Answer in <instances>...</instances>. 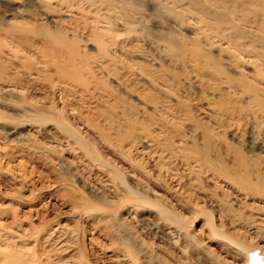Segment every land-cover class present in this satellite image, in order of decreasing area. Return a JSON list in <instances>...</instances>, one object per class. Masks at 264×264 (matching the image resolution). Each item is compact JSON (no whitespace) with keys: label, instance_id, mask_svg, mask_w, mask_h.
I'll return each mask as SVG.
<instances>
[{"label":"rangeland","instance_id":"obj_1","mask_svg":"<svg viewBox=\"0 0 264 264\" xmlns=\"http://www.w3.org/2000/svg\"><path fill=\"white\" fill-rule=\"evenodd\" d=\"M38 1L48 4L53 10L49 13L51 18L59 14L61 27L68 30L65 38H70L71 32L88 38L81 21H91L81 11L69 7L68 3H78L83 7L89 3L97 7L99 1L102 2L0 0V17L4 18V23L0 24V264H264L261 253L246 255L222 242L212 232L206 217L200 214L211 212L223 233H236L237 237L244 235L246 228L251 233L254 222L264 219V192L255 191L252 186L240 182V178L246 176L252 182L259 179L260 185L264 186V165L254 158L259 150L251 145L252 141L264 144V110L258 112L264 109V40L256 38L252 43L247 33L241 34L243 38H240L234 35V29H230L225 36L236 37L234 45L229 46L234 52L229 49L230 53H226V38L215 37L213 29L204 27L202 23L199 25L193 19L188 25L207 38L208 44L211 43L210 47H204L215 55L208 62L220 64L229 78L243 83L241 89L240 85L238 88L233 83L235 91L242 96L238 105L229 99L228 106L233 107L229 109L235 119L228 117L227 112L209 110L203 100L189 101L185 93L178 95L165 91L160 81L146 76L147 69L142 70L130 59L119 55L121 59L115 63L116 70L127 85L132 77L153 81L157 90H161L150 95L153 100L162 101L163 94H167L173 100L181 99L185 104L182 108L196 106L202 113L221 120L223 125L226 121L228 123L220 128L208 121L215 127L210 134L192 118L182 116L181 107L172 106L171 112H162L159 105L155 107L145 101V109L150 111L152 107L156 110L152 114L155 117L151 112L138 116L140 123L136 125V132L143 128L156 141L155 146L154 142H148L150 148L145 151L150 152L154 147L158 152L163 151L161 155L164 159L170 158L177 173H185L184 164L188 162L199 178L198 182L183 179V185L173 192L167 187L169 177L164 175L165 178L161 176L158 179L146 175L142 168L119 151L117 138L123 131L121 124L128 114L133 113H128L129 109L123 103L126 96L115 94L105 83L94 87L95 83L90 81L83 85L76 79L67 80L64 71H54L56 60L50 56L53 51L45 48L52 43L43 33L33 29L38 23L51 26L39 20V16L37 21H33ZM121 1L126 6L132 3V0H111L113 4L109 6L103 1L111 10V17L115 18L109 30L113 42L125 43L132 35H137L140 50L156 62L167 61L168 49L164 42L140 30L128 31L119 15L123 9L116 8ZM146 1L151 8L146 13L161 16L158 19L152 16L157 28L154 36L161 31L168 32V26H177L175 20L161 10L160 3L168 7L175 5L177 10L191 4L189 0L177 3L173 0ZM256 1L192 0L191 7H202L213 25L218 24V18L239 23L237 19L244 15L246 20L254 22V26L249 28L264 37V32L259 29L264 24V8L256 5ZM71 17L79 20H68ZM70 40L67 41L73 43ZM234 41L245 48L237 49ZM81 46L82 42L76 43L75 53L83 48ZM116 48L109 46L114 53H117ZM124 49H132V46L127 45ZM219 49L223 51L219 52ZM253 50L259 54L248 55ZM62 53L64 55L56 64L64 68L69 65L66 63L69 56L64 51ZM86 53L90 56L94 53L90 44ZM83 57L82 54L70 57L75 59L73 66L77 70ZM207 66L199 72L203 84H206L203 91H211L217 82L211 64ZM127 68H130L132 77ZM167 69L162 72L170 76ZM186 71L183 77L196 84L193 69ZM58 80L70 81L74 86L61 93ZM135 83L134 86L140 89L142 84ZM217 88L223 90L221 93L227 90L222 85ZM187 93L195 91L188 89ZM254 95L259 97L250 101L248 97ZM229 100L225 98L223 103ZM73 109L88 115L90 121ZM158 111L166 118L160 117ZM122 112H126L124 116ZM237 116L242 119L237 121ZM71 133L77 137L72 138ZM158 152L151 155L156 156L160 154ZM242 158L244 162H241ZM155 159L148 161L147 170ZM171 164L161 166L162 174L170 170ZM256 166L259 167V176L255 172ZM111 167L125 180L111 172ZM261 227L259 238L249 235L251 238L244 241L264 243V223Z\"/></svg>","mask_w":264,"mask_h":264},{"label":"bare ground","instance_id":"obj_2","mask_svg":"<svg viewBox=\"0 0 264 264\" xmlns=\"http://www.w3.org/2000/svg\"><path fill=\"white\" fill-rule=\"evenodd\" d=\"M62 1H64L65 3L69 2L68 0H62ZM101 1L102 2L99 1V3L97 4V7H93V5H90L89 3L86 4L87 6H85V7H83L81 4H78V3H68L69 7H72V8H75L76 10L81 11V13L83 15H85L86 17L90 18L91 21L88 22L86 19H83L81 21L83 23V29L86 30L88 33V38L79 36V35L71 32V35L69 36L70 38L66 37L67 39L65 38V36H68L67 35L68 30H66V28H64V27H61V25H60L61 19H60L59 14L57 15L58 17L51 18L49 16V13L53 12V10L50 9L49 5L43 4L42 2H39V1L37 2V5L34 8L33 15H32L33 21H37L38 18H36V17L39 16L40 17L39 20H44L45 23L48 22L49 24H51V26H47L46 24L44 25L43 23H38L37 27H34L33 29H35V31L43 33L45 35V37L50 39L52 45H47V47H45V48L51 49L53 51V52H51L50 56L52 59L56 60V63L60 62L61 57L64 55V53H62V51L66 52V54L69 56V58H67L68 60L66 61V63H69V65L66 64L63 68V67L58 66L55 63V64H53L54 71H56V72H63L64 71L67 80L68 79L69 80L76 79V80H79L80 82H82L83 85H85L86 82H90V81L95 83L94 87H96V84L105 83L106 86L109 87V89L112 90L115 94L122 93L124 96H126V99H124L125 97L123 98L124 99L123 103H124V105H127L126 107L129 109L128 113H130V111H133V113L128 114L127 117L124 118V120L121 124L123 127V128L121 127L123 130L122 132H120L121 134H119V135L116 134V136L118 135V137L119 136L122 137V138H120V137L117 138L118 142H119V146H120L119 151L121 152V154L123 153L126 156H128L129 159L131 160V162L132 161L135 162V164L138 167L142 168V170L144 171V173L146 175L153 176L154 178H158V179L161 176L164 177V175L166 177H169L168 185H167V183H166V185L169 188V190H171L173 192H176L178 190V188L181 185H183V183H182L184 181L183 179H186L188 182L189 181H197L198 182L199 178L197 176H195V174L193 173V170L191 169V166L189 165L188 162L184 164L183 170L185 173H177V171L174 168H172L173 166L170 163L171 162L169 160L170 158L164 159V156L161 155V153H163V151L158 152L159 150L158 151L155 150L154 146L156 144V141L153 139V136L146 133V131L143 128H141V126H139V128H141L140 131L136 132V130H137L136 125H137V123H140V120L138 121V119H139L138 116L139 115L141 116V114H146V112H151V115H152L156 111V110L152 109V107H151L150 111L145 109V107H147V104L145 103V101L149 102V104H151L152 106H155V107H157L159 105L160 111H162V112L163 111L164 112H167V111L171 112L172 106H175V107L176 106H178V107L185 106V104L182 103L181 99H180V101L179 100H173L167 94H163L164 97H163L162 101H158L157 99L153 100L152 96L150 97V95L153 93H156V91H158V93H159V90H160V88L157 90V87L154 85L153 81H155V80L160 81L165 86V88H166L165 91L169 90L170 92H173L175 94L176 93L178 94L180 92L182 94L185 93V95H186L185 98L188 99L189 101L198 102L199 100H201V101L203 100V101H205V106L207 108H209V110L211 108V109L217 110L218 112H227V116L233 119L234 118V117H232V116H234L233 111L229 109V108L232 109L233 107L232 106L229 107L228 104H230V100L233 101L235 104L239 103L238 99H241L242 96L235 91L234 84L236 86L238 85V88L240 85V89H241L242 88L241 85H243V83L237 82L238 79H237V81H233L234 79H232V77L229 78V76L225 72L226 69H222V66L220 64H218V63L212 64V63H210L211 61L208 62L209 58L215 57V55L213 54L211 49H207V48L205 49L204 47L208 46V45L210 47L211 43L208 44L207 38H204L202 35H200V33L196 32L195 28H193L194 30H191V28L188 27V25L191 23V19H193L194 21H196L197 24L202 23V24H204V27H208L209 29H213V31L216 33L215 37L216 36L220 37V39L226 38L227 43H226V47L224 50L226 53H230L231 47H229V46H231L230 44L234 45L233 40L236 39L235 36H231L230 34H229L230 36H225L230 29H234V35L237 34V36L240 38H243L241 34L247 33L248 35H250L249 40L252 43L256 38H260V39L264 40V37L259 36L257 34L256 30L249 28V27L254 26V22L250 21V20H246L244 15L239 16V18L237 19L239 23H232L231 21H227V19H226V21H224V20L220 21L218 18L216 20L218 22L217 25L211 24L209 22V20L211 18L210 19L208 18V15L206 14V12L203 10L202 7H200V6L197 8L191 7V5L193 6L192 0H189V1H191V2H189V3H191L190 5H187L186 7H181L179 10L176 9L175 5L172 7H168V6L164 5L163 3L162 4L160 3L159 7L161 8V10H163L167 16L172 17L175 20V24L177 26H168V27H166L168 29V32H162L161 31L158 33L159 34L158 36H154L155 35L154 32H155V30H157V28L154 26L152 19H153V17L158 19V18H161V16L157 15L155 17L154 14H147L146 13L149 9H151L149 6V3L146 0H132V3L128 6H126V4L121 1L120 6H116V8L123 9V10L119 11V15L123 17L121 19L123 20V23L126 26H128L129 32L134 33L138 30L143 31L147 36H150L151 38H154V39H158L160 42L161 41H162V43L164 42L165 45L167 46V49H168L167 50V52H168L167 57L169 59H167V61H165V62L162 61V59H161L162 62H156L154 58L149 57V54H147V53L145 54V52L143 50H140L141 46L140 47L138 46V43L140 42V40L138 39L137 35H132L131 38L128 41H126L125 43L113 42V37L111 36V33L109 32V30L113 27V21L115 20V18L111 17V15L109 14V13H111V10L107 6V4L109 6H112L113 3L111 2V0H101ZM103 1L106 2L107 4H103ZM179 1L180 0H173L174 3H177ZM202 2H204V1H202ZM194 3H196V2H194ZM201 3H200V5H201ZM255 3H257L256 5L260 6L261 9L264 8V2H262L261 0H259L258 2L256 1ZM196 4H195V6H196ZM125 9H127L126 11H128V12H125ZM41 16H43V17H41ZM209 17H210V15H209ZM71 19H73L75 21L79 20L78 17H71L68 20H71ZM1 22L4 23L3 17H0V24H1ZM222 23L224 24V26H218L219 24H222ZM263 23H264V19L262 21V24ZM199 25H201V24H199ZM246 27H248V28H246ZM259 29H261V31L264 32V24L261 25V28H259ZM68 39H71L70 41H73V43H69V41H67ZM79 42H82V46L80 48H82V47L83 48L77 50V53H75L74 50L76 47V43H79ZM234 43H235V41H234ZM89 44L92 46V48L94 50V53L91 56L87 55V53H86V47H88ZM110 45L111 46L114 45L117 47L115 50V52H117V53L110 51V49H109ZM127 45H129V46L131 45L132 49H124L125 46H127ZM50 46H52V47H50ZM215 46H217V45H215ZM235 46L239 47V48L237 47V49H240V47H241V49L245 48L244 45L237 44V43H235ZM235 46H234V48H235ZM211 48H213V47H211ZM77 49H78V47H77ZM229 49H230V51H228ZM237 49H235V52L237 51ZM222 51L223 50L219 49V52H222ZM233 52L234 51H231V53H233ZM258 52L259 51L253 50V51H251V54H248V55H252V54L257 55V54H259ZM79 54L84 55L85 58L83 57L84 59L82 58V61H80L79 64L77 63L78 65H80V69L77 70L75 68V66H73V62L75 63V59L70 58V57L79 56ZM119 55H120V57L123 56L125 58L130 59L131 62H133L134 65L138 66L140 69H142V70H143V68L147 69L148 73L146 76L148 78H151L153 81L151 80L152 82H149L150 80L149 81L148 80H141L140 77L134 79L131 75L130 68H127L128 71L130 70L129 75H131V77H132L131 83L130 84L128 83L129 85H127L126 82L123 81L122 77L119 76V73L116 70L115 63L120 58ZM217 56L219 57L220 54L218 53ZM198 57L205 58V60H199ZM237 58H239V57H237ZM237 60H239V59H237ZM174 64H178L177 65L178 67L177 66L175 67ZM210 64L213 68V74L217 75L215 78L217 82H216L215 86L213 85L214 87H212L211 91H203L206 88V84L205 85L203 84V77L202 78L200 77L199 72H200V70L202 71V69L204 70L205 67L208 68L207 65H210ZM124 67H126V64ZM165 68L169 69V72L171 73V75L169 74L170 76H166L165 73L163 74L162 71H165ZM190 68H192L193 71L195 72L196 84L191 83V81L188 78L183 77V72H187L186 70H189ZM207 70L209 72V69H207ZM141 72L143 73V71H141ZM238 73H240V72H238ZM230 76H232V75H230ZM233 76H235V75H233ZM109 78L110 79L112 78L111 81L109 80ZM236 78H238V77H236ZM239 78H241V80L243 81L242 74L240 75ZM134 81L136 82L135 84H137V83L142 84L140 89H138L136 87V85L134 86ZM80 84H77V85H80ZM58 85H59V90L61 91V93L65 89L74 86L73 83H70V81L69 82L68 81L62 82L61 80H58ZM220 85L225 86V88L227 89L225 92H223L225 94L221 93L223 90L222 91L220 89L218 90L217 87ZM245 86L246 85H244V88H245ZM215 88H217L218 91L215 90ZM188 89H193L195 91V93L188 94L187 93ZM213 90H215L217 92H215ZM250 91L252 92V90H250ZM241 94H244V92ZM199 97L201 99H199ZM256 97L258 98L259 96H257V95L250 96V97H248V99H250V101H254L257 99ZM225 98H227L228 100L230 99L229 102L223 103V102H225V101H223V99L225 100ZM106 102L108 103L109 101H105V103ZM103 103H104V101H103ZM250 103H252V102H250ZM143 106H144V108H143ZM140 108H142V109H140ZM73 110L76 112L77 109H73ZM180 110L182 112V116L186 117V119L188 117L192 118L197 125H200V127L201 126L205 127L207 130H209V132L210 131L212 132L215 129L214 125H216L217 127H220V128H223V126L226 127L228 125L227 121L223 125L221 120H219L213 116H210L208 114L202 113L201 109L199 107L197 108L196 106L193 108H189V109H185V107L184 108L181 107ZM262 110H264V109H260V111H258V112L261 113ZM126 112H127V110H126ZM77 113H79V115H81L85 119H87V121H90V118L88 117V115H83L82 112H78V110H77ZM125 113L122 112L123 116ZM163 114L164 113H160L159 114L160 117L166 118V116H163ZM194 114H196V115H194ZM153 117H155V116H153ZM241 119L242 118L239 116L236 117L237 121H239ZM182 121H185V120L183 119ZM208 121L213 122L214 125H212V124L210 125L208 123ZM211 132H210V134H211ZM69 136H70V134H69ZM116 136H114V137L116 138ZM71 137L76 138L77 136L75 133H71ZM148 142H154V146H153L154 149L151 148L152 150L150 152L145 151L146 148H150L148 145L149 144ZM143 144L144 145L146 144V145L144 147H140ZM157 145H159V143H157ZM251 145L253 147H256L259 150L258 153H255V154L253 153L254 158L257 159L259 162L263 163V165H264V144L263 143L261 144V142L259 144L256 141H252ZM156 152H158L160 154H158L156 156L151 155V153L155 154ZM88 154L90 155V153H88ZM154 157L156 159L154 161H151V163H150V164H152L150 166L151 168L148 167V170H147L146 164L148 163L149 160L154 159ZM178 158L179 157H176L175 159H178ZM179 159H181V161H184L182 158H179ZM240 160H241V162H244L243 158ZM174 163L176 164V161ZM170 164H171V168L169 167V169H170V170H168L169 173L166 170L165 173L162 174V167L168 166ZM179 165H180V163H179ZM154 167H155V169H154ZM177 168H179V167H177ZM258 168L259 167H257V166L255 167V172L257 173V175H258V171H259ZM167 169H168V167H167ZM111 172H113L121 180H123V181L125 180L122 177V175L120 173H118L115 169H113L112 167H111ZM240 179H241L240 182L242 181L245 185L252 186L253 189H255V191H259L262 193L264 192V186L262 184H261L262 186L260 185L259 179L256 178V180L254 182H252L251 179H249L246 176H242ZM152 200L153 199L151 198V201ZM154 203H155V201H154ZM165 210H166V208H165ZM200 214L202 216L206 217V219L208 220V222L211 226L212 232L222 242L228 243L229 245L233 246L238 251L245 253L246 255L253 254V253L257 254L256 252H259L262 255H264V243L260 244L259 242H256V240H254V242L253 241H251V242L250 241H248V242L244 241L245 239H247L249 237V235L250 236L252 235L253 238L254 237L255 238L260 237V234L262 232L261 224L264 223V219H262V218L258 219L257 221H259V222L253 221L254 227L251 230L252 232L250 233V231L246 228V230L243 231L244 235L239 236L237 234L239 236V237H237L236 233H232L233 235L230 234L229 232L223 233L224 232L223 229L218 228L216 222L214 221L215 218L213 217V214L211 212L203 211ZM249 220H251V219H249ZM251 225H253V224H251ZM240 227H241V225H240ZM244 228H245V226H244ZM232 237H234V238H232ZM249 238H251V237H249Z\"/></svg>","mask_w":264,"mask_h":264}]
</instances>
